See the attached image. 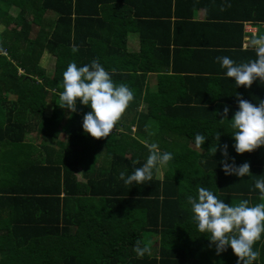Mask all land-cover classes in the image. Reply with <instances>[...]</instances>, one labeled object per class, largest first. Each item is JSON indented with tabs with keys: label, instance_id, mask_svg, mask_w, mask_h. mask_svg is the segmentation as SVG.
Wrapping results in <instances>:
<instances>
[{
	"label": "trees",
	"instance_id": "1",
	"mask_svg": "<svg viewBox=\"0 0 264 264\" xmlns=\"http://www.w3.org/2000/svg\"><path fill=\"white\" fill-rule=\"evenodd\" d=\"M200 8L209 23L195 21ZM40 10L54 17L34 32L31 22ZM222 18L239 24L216 26ZM245 22L262 34L264 0H0V82L7 85V94L0 91V264H204L221 256L210 234L199 232L187 197H197L203 186L228 205L262 203L255 181L264 176V147L238 154L225 135L229 121L221 123L217 113L228 106L231 120L238 94L253 104L264 101V82L237 88L217 60L227 56L240 65L257 58L242 48ZM132 24L141 26L137 52L120 36ZM104 30L114 36L103 37ZM219 31L223 35L214 34ZM97 40L105 43L102 53ZM182 47L192 50L187 60L179 56ZM44 54L54 59L53 71L42 67ZM93 60L134 95L113 133L101 140L84 132L90 107L78 102L72 113L58 106L68 65ZM15 114L24 121H15ZM230 129L233 134L231 122ZM33 132L54 148L27 142ZM61 132L67 139L60 146ZM197 134L206 141L194 156L189 145ZM153 142L173 159L161 176L153 170L144 185H126L120 173L142 167L146 144ZM224 145L228 163H249L251 177L224 173ZM79 170L85 182L78 181ZM147 233L159 235V247L147 246L150 252L139 257L134 247L137 240L145 245ZM194 237L210 250L199 260ZM254 250L253 264H264V235ZM222 260L238 264L230 246Z\"/></svg>",
	"mask_w": 264,
	"mask_h": 264
},
{
	"label": "clouds",
	"instance_id": "2",
	"mask_svg": "<svg viewBox=\"0 0 264 264\" xmlns=\"http://www.w3.org/2000/svg\"><path fill=\"white\" fill-rule=\"evenodd\" d=\"M253 28L256 29L251 22L243 23L242 48L255 51V60L237 65L227 56L217 58L226 70L227 77L235 81L237 88L251 89L255 82H264V37L252 40L256 33L252 31ZM76 51L78 49L73 45V52ZM62 87L64 90L60 94L58 106L72 113L77 111L78 102L90 107L91 112L85 114L83 119V129L96 140L110 137L134 99L130 88L123 83L114 84L109 72L98 60L82 67H78L75 62L70 63L63 74ZM236 98L239 110L235 112L234 117L228 119L230 109L225 106L222 113L217 112L218 116L223 117L219 121L231 122L234 129L231 136L235 140L234 148L238 154L253 153L264 147V101L253 104L239 94ZM220 138L221 134L217 133V147ZM205 141V136H195L197 148L204 146ZM146 146L149 149L146 163L142 167L134 168L131 174L126 175L123 171L120 173V178L126 185H144L146 181L152 180L153 170L158 171L173 159L172 153H162L155 142ZM227 149L228 146L224 145L222 155L225 159L220 162L224 173L228 176L235 175L241 181L244 177H251L249 163L245 162L240 166H237L234 160L231 164L228 163ZM260 177L255 181V188L259 190L260 200L264 201V176ZM197 192L198 196L189 195L187 202L191 205L199 232L210 234L208 240L215 246L217 255L227 251L230 246L238 257V264H253L259 256V252L254 250V245L264 235V202L250 206L248 200H242L239 204L228 205L206 187L197 186ZM134 251L139 257H143L150 249L146 245L142 246V241L137 240Z\"/></svg>",
	"mask_w": 264,
	"mask_h": 264
},
{
	"label": "crops",
	"instance_id": "3",
	"mask_svg": "<svg viewBox=\"0 0 264 264\" xmlns=\"http://www.w3.org/2000/svg\"><path fill=\"white\" fill-rule=\"evenodd\" d=\"M201 10L199 11V12H196V19H195V21H199L200 22V24H202V23H209V22H207V20H206V10L204 9V8H200ZM232 21H229L228 19H225V18H222V19H220V20H217V24H216V26L217 25H225V26H227V24H229V23H231ZM237 24H239L238 22H234V23H232V24H229V25H237ZM141 28V26H139V27H137L136 25H134V24H132L131 26H130V28H126V31L124 32V34L123 33H120V36H122V42H125V44H126V47H128L127 49L129 50H134V51H136L137 52V50H138V44H139V41H140V35H139V29ZM261 28H262V30H263V32H262V34H258V32H257V29L258 28H253L252 29V31L253 32H255L256 31V33H255V36H254V39H256V38H260V37H264V22H263V24L261 25ZM105 32H106V30H104V32H103V37H104V35L106 36V37H108V39H111L113 36H114V33H110L109 31L108 32H106V34H105ZM214 34H220V35H223L222 33H221V31H219V33H217V32H215ZM115 37H116V34H115ZM100 40H102V39H100ZM100 40H97V41H95L94 42V45H95V47H97V50L99 51V53H102L103 52V50L106 48L105 47V43H103L102 41H100ZM204 40V39H203ZM205 41H207V40H205ZM191 53H192V50H191V48H188V47H182L181 49H180V52H179V56L180 57H182L183 59H185V60H187V58H189L190 56H191ZM49 107H50V111L48 112V115L46 114V116H51V114H52V108H53V106H52V104L51 105H47V111L49 110ZM234 130V129H233ZM31 134H35L34 132L33 133H31ZM190 146V145H189ZM194 149H192L191 150V148H189V151L191 152V151H194L195 150V152H197V153H194L193 154V152H191L192 153V155H194V156H199V155H201L202 153H203V151L200 149V148H197L196 147V145L194 144ZM43 155H45L44 153H42ZM197 164H199V162H196V164L195 165H197ZM78 173L80 174L81 172H80V170L78 171ZM77 173V174H78ZM76 177H77V179H78V181L79 182H85L86 180L83 178V176H82V174H80V176H79V178H78V176L76 175ZM262 202H264V201H262ZM250 206H251V204H250ZM149 235H151L150 233H147V234H145L144 235V238H147V240H149L150 239V236ZM154 235H157V234H154ZM157 237H158V247H159V235H157ZM195 242H191L193 245H194V254H195V257H194V259H197V260H199V258L200 257H202L203 256V254H207L208 252H206V251H209V249H203V246L201 245V244H199L198 242V238H196V237H194V238H192ZM191 239V240H192ZM196 239V240H195ZM145 245H146V243L145 242H143ZM147 246V245H146ZM150 247V246H149ZM157 247V248H158ZM229 248V247H228ZM227 252H228V249H227V251H225V252H223L222 254H221V256H219V257H217V256H213V257H210V259L208 260V261H210L209 263H204V262H201V263H204V264H218L217 262L219 261V264H234L235 262L234 261H232V260H230V261H223L222 260V257H225L226 256V254H227ZM236 264V263H235Z\"/></svg>",
	"mask_w": 264,
	"mask_h": 264
},
{
	"label": "rangeland",
	"instance_id": "4",
	"mask_svg": "<svg viewBox=\"0 0 264 264\" xmlns=\"http://www.w3.org/2000/svg\"><path fill=\"white\" fill-rule=\"evenodd\" d=\"M47 16H48V18H53L54 17L53 14H48V15L45 14L44 15V11L43 10H40L36 14V16L33 18L32 22H31L32 23L31 26H32L34 32H36L37 29H39L40 26H42L44 24V19H46ZM13 26L14 25H12L11 27H13ZM97 52H99V51L97 50ZM69 63L70 62H67L66 64L68 65ZM41 65H42V67L46 71H53V69H54V59L51 58L49 55L44 54L43 57H42V60H41ZM156 86L157 85H156L155 79L151 78L149 80V87H150L151 91H155ZM6 89H7V85H5V83H3L1 81L0 82V91L3 92V93H5ZM6 94H7V91H6ZM7 96L11 98V96H9V95H7ZM49 105H51V102L48 103V106ZM144 109L145 108H142L143 111H145ZM49 111H50V107H49V110L48 111L46 110L45 114L48 115V112ZM15 121H17L19 123H22L24 121L23 115L15 114ZM40 126H43V125H40ZM132 131H134V128H132ZM230 131H231V129H230V122H229L228 130L225 132V135H228V138L230 140H232L231 139L232 138V136H231L232 134L230 133ZM132 134H133V132H132ZM41 138L42 137H40V138L37 137L36 134H29V135L26 136V139L25 140L27 142H29V143L34 144L38 148H39V145L40 144H47L48 146L53 145L51 147L54 148V144H53L54 142H50L48 140H44V139H41ZM66 139H67V134L65 132H61L60 135H59V138H58V145H60V146L63 145L65 143ZM189 148H191V150L194 149L195 148L194 147V144L193 143L190 144ZM191 152L197 153V152H195V150L194 151H191ZM165 169H166L165 166L159 168V170H158L159 176L162 175V173H163V171H165ZM80 174L79 173L77 174L78 178H79ZM149 236H150V239L147 240V238H144L143 242H145L146 245L147 246H150L152 249H154V250L157 249V247H158V237H157V235L151 234ZM190 242H195V241L192 239ZM209 251H206V252L209 253ZM217 263L219 264V261Z\"/></svg>",
	"mask_w": 264,
	"mask_h": 264
}]
</instances>
